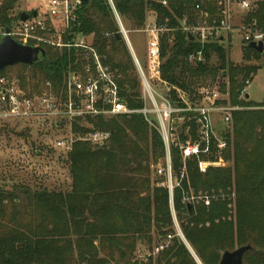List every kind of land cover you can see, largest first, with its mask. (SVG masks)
Masks as SVG:
<instances>
[{
  "label": "trees",
  "instance_id": "obj_1",
  "mask_svg": "<svg viewBox=\"0 0 264 264\" xmlns=\"http://www.w3.org/2000/svg\"><path fill=\"white\" fill-rule=\"evenodd\" d=\"M17 1H1L0 28L13 30L20 14L12 15ZM113 4L131 26L144 27L148 10H153L157 21L170 28L160 35L159 82L168 87L166 95L174 106H186L180 93L200 102V83L227 77L229 88L225 91L222 83L221 89L232 104L260 108L232 113L234 138L224 132L226 146L221 154L224 159L233 155V168L210 166L200 171V160L213 161L218 156L214 138L208 152L183 159L180 145L188 139L200 140V124L191 111L173 115L190 119L181 125L170 151L177 184L172 190L173 207L181 232L202 264H218L221 251L234 244L252 247L243 255L244 264H264V101L240 98L244 81L259 67L231 62L223 38L206 43L191 39L181 29V18L186 17L192 25L196 16L191 0H170L168 7L153 0H113ZM82 7L78 22L71 24L63 40L74 41L77 33L92 35L91 48L119 75L121 96L131 108H141L144 103L135 62L125 39L115 36L119 26L111 6L107 0H83ZM210 9L213 11L212 5ZM244 18L246 26L264 32V0H256ZM248 44L243 45L245 60L260 54ZM41 47L45 55L35 64L14 65L21 67L18 78L30 93L43 91L46 83L58 90L70 72L92 61L86 48ZM199 52L202 60H197ZM8 67L0 71V76ZM89 121L110 132L109 143L100 147L90 141H76L65 152L71 178L69 190L33 191L21 185L8 191L0 184V264H196L177 235L158 253L155 262L133 258L137 240L151 244L155 237L163 240L174 233L167 178L161 176L153 187L148 178L150 164L166 155L158 130L141 113ZM73 126L75 131L87 130ZM204 146L202 142L201 149ZM232 189L234 211L229 207ZM203 195L210 197L209 205L185 200Z\"/></svg>",
  "mask_w": 264,
  "mask_h": 264
},
{
  "label": "built area",
  "instance_id": "obj_2",
  "mask_svg": "<svg viewBox=\"0 0 264 264\" xmlns=\"http://www.w3.org/2000/svg\"><path fill=\"white\" fill-rule=\"evenodd\" d=\"M45 10L25 21L18 19L12 36L17 40L31 46L41 44L52 45L57 48L74 46L86 48L90 51L91 62L78 71H72L65 79L63 85L57 90L52 89L46 83L43 91L30 93L22 87L20 80L6 75L0 76V120L17 119V121L41 120L50 125L51 128L60 129L52 146L67 152L71 150L76 141H90L95 145H102L110 139V132L96 128L89 120L96 118L110 119L119 115H130L135 113L143 114L148 123L158 130L162 136L166 151V165L159 169L164 171L167 182L171 181V151H170V130L172 128L173 115L175 113L191 111L194 112L197 122L200 124L201 139L196 141L188 140L181 146L183 157L192 155L199 156L202 152H208L210 135L212 129V113L220 111L223 113L224 121L230 124L232 108H216L215 101L206 93L202 97L208 99V103L196 102L194 106L182 97L186 103L184 108L176 107L166 94H162L152 86L150 78L160 79V35L170 30L167 24L157 21L156 13L150 10L146 23L141 31L146 37V54L149 59V77L142 69L136 55L134 62L138 70L139 87H141V100L144 105L141 108H131L121 96L118 86L116 71L102 61L90 46L91 40H85V35L77 33L74 41L66 42L63 36L67 34L72 23L78 22L79 13L82 10L83 0H46ZM164 7H168L170 0H153ZM194 3L196 16L192 25L188 24L186 17L181 18V29L196 38L201 43L221 39L226 35L234 33L233 14L236 9L247 11L253 7L256 0H191ZM113 11L115 21L118 23L119 32L125 39L129 51H132L130 39L127 37V30L120 20V16L113 4V0H107ZM214 8L211 11L210 7ZM59 26V27H58ZM264 43V32L253 30L245 26L243 42ZM30 45V44H29ZM194 58V55L190 57ZM197 60H202L201 52ZM246 95V89L241 91V98ZM74 124L85 127L87 130L75 131ZM205 143L201 149V144ZM226 145L223 139H218L217 148L222 149ZM221 160V158L219 159ZM218 161L200 160L198 166L200 171L205 172L208 167L217 165Z\"/></svg>",
  "mask_w": 264,
  "mask_h": 264
},
{
  "label": "rangeland",
  "instance_id": "obj_3",
  "mask_svg": "<svg viewBox=\"0 0 264 264\" xmlns=\"http://www.w3.org/2000/svg\"><path fill=\"white\" fill-rule=\"evenodd\" d=\"M2 0H0L1 3ZM46 0H18L12 11L13 16H17L22 11L31 12L34 9H38L40 12L45 10ZM150 10H148L147 15ZM246 12L236 9L233 18H234V33L232 35H226L224 37V45L228 51V58L234 64L239 65H256L259 69L256 71L252 77H248L245 83L246 94H248V99L254 102H263L264 101V52L260 53L259 56L251 55V58L248 60L244 59L243 51V37L245 32V16ZM121 22L123 23L125 29L127 30V37L130 39L132 51L130 54L134 60V54L136 55L142 69L145 74L149 77V59L146 54V37L141 31L143 26H134L120 17ZM59 27V26H58ZM1 29V28H0ZM13 30L16 31L15 26ZM260 31V30H258ZM262 32V31H261ZM12 34V31H11ZM3 32L0 31V37H2ZM85 40H92V35H88L84 38ZM128 47V46H127ZM214 63V59L211 60ZM21 70L20 66H11L4 70V74L7 77H12L15 79L18 78V73ZM138 74V70H137ZM19 79V78H18ZM20 80V79H19ZM152 86L162 94H167L168 87L161 84L160 79L157 77H152L149 79ZM225 84L224 90L226 91L229 88V80L227 77L219 78L217 77L216 81L207 79L204 83H200L198 87V92L200 95L206 93L207 96L211 97V101H215L216 108H232L230 112L231 116L233 111L236 110H249V109H260L258 107L249 106L246 107L242 104H232L228 99V94L223 93L221 85ZM40 92L38 90L33 93ZM182 97H185L189 104L194 106L195 101H191L189 97L184 93H180ZM241 98V97H240ZM201 102L209 104L206 97H201ZM217 101H219L217 103ZM224 101V102H221ZM184 102V101H183ZM264 108V107H262ZM212 129L213 132L210 135L211 138H214L216 144H218V139H222L224 132L228 131L231 134V139L234 138L232 133L233 125V116L230 124H226L224 121L223 113L219 110L212 113ZM174 120L172 121V128L170 130V144L176 142L178 139V132L181 128V125L184 123L185 119H190L189 117L183 118L179 114L175 115ZM187 119V120H188ZM188 127L185 129L187 132ZM60 129L51 128L50 125L46 122H43L39 119L37 120H25L17 121V119H4L0 120V184L4 189L11 191L15 189H20L21 185H26L31 190H39L41 188H46L51 191L61 190L66 192L70 189L71 178L69 175L67 163H66V154L62 149L52 146L54 137L60 133ZM200 135V128L198 130ZM191 140V139H188ZM187 140V141H188ZM109 143V140L104 142L103 146ZM95 145V144H94ZM180 145V150H181ZM210 146V144H209ZM226 146V145H225ZM217 147V145H216ZM232 150V144L229 146ZM250 147V146H249ZM225 148V147H224ZM216 148L218 150L217 158L213 161H218L217 165L212 167H232L233 168V155L229 159H224L221 152L223 149ZM38 152L35 153V152ZM165 151V147H164ZM166 154V151H165ZM166 157L163 159H158L156 163L150 164V173L148 174L149 183L153 187L156 183V180L160 179L161 176L165 175L164 171L159 173V169H164L166 165ZM185 160V158L183 157ZM203 172V171H202ZM171 168V181L170 183L166 181V184L169 188L170 200H171V216L173 217V231L171 235H168L166 239L158 240L156 237L151 244L147 243L145 239H139L135 244V252L133 253L134 260L140 262H148L151 259L155 262L158 253L161 250H164L169 245H171L174 235H177L183 241L186 249L189 250L191 256L193 257L196 264H202L195 250L190 246L186 241L183 232L180 230L178 216L173 207L172 200V190L175 186L174 181L175 177L172 175ZM166 176V175H165ZM167 180V179H166ZM3 183V184H2ZM179 184V183H178ZM177 185V184H176ZM232 203L229 205L231 210H235V192L232 189L230 195ZM186 201L197 202L204 201L205 205L210 204V197L203 196H189L185 199ZM154 235V233H153ZM155 236V235H154ZM97 241H95V244ZM238 245L234 244L233 248L229 250L237 249ZM224 251H221V254ZM220 254V258H221ZM102 257L103 254L101 253ZM219 258V261H220ZM109 264H120L111 262ZM219 264V262H218Z\"/></svg>",
  "mask_w": 264,
  "mask_h": 264
},
{
  "label": "water",
  "instance_id": "obj_4",
  "mask_svg": "<svg viewBox=\"0 0 264 264\" xmlns=\"http://www.w3.org/2000/svg\"><path fill=\"white\" fill-rule=\"evenodd\" d=\"M38 9H34L31 13L22 11L19 14V20L25 21L30 17L36 16ZM3 35L0 39V71L8 66L18 65L19 63L26 65H33L36 61L40 59L41 56L45 55V51L41 46H31L25 44L19 40H16L12 34L9 27H2L0 29ZM120 32H117L115 36H120ZM191 39L193 36L190 34ZM248 46L259 53L264 52L263 41L259 42H249ZM248 99V94L245 95ZM252 247L249 244L238 246L235 250H225L221 254L219 264H244L243 255L246 251L250 250Z\"/></svg>",
  "mask_w": 264,
  "mask_h": 264
}]
</instances>
